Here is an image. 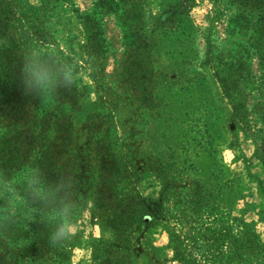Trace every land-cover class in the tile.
I'll return each mask as SVG.
<instances>
[{"label":"rangeland","instance_id":"1","mask_svg":"<svg viewBox=\"0 0 264 264\" xmlns=\"http://www.w3.org/2000/svg\"><path fill=\"white\" fill-rule=\"evenodd\" d=\"M101 1L14 0L15 27L33 54L71 50L75 141L96 122L131 164L130 187L149 208L137 214L146 221L130 264H263L246 242L264 247V166L249 135L264 115V0H112V12ZM137 2L152 34L129 44L124 21L135 26L125 17ZM77 13L102 32L101 67L85 55ZM92 208L87 198L66 225L69 264H94V248L114 241ZM27 212L0 180V217Z\"/></svg>","mask_w":264,"mask_h":264},{"label":"trees","instance_id":"2","mask_svg":"<svg viewBox=\"0 0 264 264\" xmlns=\"http://www.w3.org/2000/svg\"><path fill=\"white\" fill-rule=\"evenodd\" d=\"M113 5L112 0L101 1L107 12ZM17 8L14 0H0V180L29 212L0 217V264H69L66 225L87 198L92 199L93 216L114 235L112 243L94 248V264H130L135 225L146 221L137 214L149 208L148 201L130 187L131 164L107 131L95 122L87 125L84 142L75 141L72 113L81 89L74 55L59 47L33 54L15 27ZM126 13L125 19L135 25L124 21V38L133 37L129 44L145 31L152 34L146 30L150 21L142 2ZM77 18L85 55L101 67L102 32L95 29L90 13H77ZM151 45L144 43L136 55ZM43 86L48 87L46 96ZM232 106L240 111L234 99ZM249 135L264 166V115L261 126ZM246 246L255 248L249 256L261 253L264 261V247L251 237Z\"/></svg>","mask_w":264,"mask_h":264},{"label":"crops","instance_id":"3","mask_svg":"<svg viewBox=\"0 0 264 264\" xmlns=\"http://www.w3.org/2000/svg\"><path fill=\"white\" fill-rule=\"evenodd\" d=\"M104 234H107V233L104 232Z\"/></svg>","mask_w":264,"mask_h":264}]
</instances>
